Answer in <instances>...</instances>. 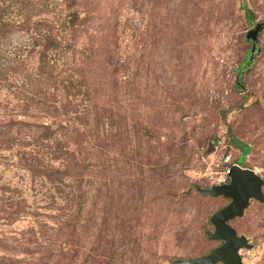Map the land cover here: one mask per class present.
Instances as JSON below:
<instances>
[{
    "label": "rangeland",
    "instance_id": "rangeland-1",
    "mask_svg": "<svg viewBox=\"0 0 264 264\" xmlns=\"http://www.w3.org/2000/svg\"><path fill=\"white\" fill-rule=\"evenodd\" d=\"M258 24L264 0H0V264L211 255L230 200L198 190L234 165L264 180ZM39 33L63 49L42 56ZM230 223L243 264H264V203Z\"/></svg>",
    "mask_w": 264,
    "mask_h": 264
},
{
    "label": "water",
    "instance_id": "water-1",
    "mask_svg": "<svg viewBox=\"0 0 264 264\" xmlns=\"http://www.w3.org/2000/svg\"><path fill=\"white\" fill-rule=\"evenodd\" d=\"M262 29L264 24H258L247 35V39L252 42L251 60L258 50L257 41ZM228 178H230L229 184L215 186L208 190H198L203 196L223 197L230 200L226 207L212 216L211 223L215 230L208 235L209 240L223 242V244L215 250L213 255L190 261H179L178 264H243L240 251L251 249V245L244 235H238L230 222L245 215L251 200L264 203V180L255 171L238 165L232 166L228 172Z\"/></svg>",
    "mask_w": 264,
    "mask_h": 264
},
{
    "label": "trees",
    "instance_id": "trees-1",
    "mask_svg": "<svg viewBox=\"0 0 264 264\" xmlns=\"http://www.w3.org/2000/svg\"><path fill=\"white\" fill-rule=\"evenodd\" d=\"M32 3V2H31ZM21 6H24V4L23 5H21ZM5 10L8 12L9 11V8L8 7H6L5 9H3L2 10V16L4 17V12H5ZM20 10H22V9H20ZM248 14H247V16H248V19L249 20H251L252 19V16L250 15V11H248L247 12ZM67 17H68V19L67 20H69V22L70 23H75V22H77V21H79V17H78V14L77 13H75V12H73V13H69V15H67ZM67 20L65 19V21L67 22ZM66 22L63 24V26H65V28L67 27L66 26ZM3 24L5 25V27L6 26H9V22L8 21H5V23H4V21H3ZM4 25H2V26H4ZM50 34L51 33H49V35H46V34H42V33H39V34H37L38 35V38H44V41H45V43H44V48H43V53H42V56H46L47 54H48V52H54V51H58V49H63V47H62V43H60L59 41H57V39H55V38H53V37H51L50 36ZM68 47L70 48V49H73V47L72 46H69L68 45ZM62 51V50H61ZM251 56H252V53H251ZM249 57H250V55H249ZM43 60V59H42ZM41 67V69L43 70V66L41 65L40 66ZM243 68V67H242ZM242 68H240V71H242L243 69ZM240 76H242V75H240ZM62 81L64 82V83H66V85L64 86L65 88H66V90H72V89H75V88H79L80 89V91H81V87L82 86H84V87H87V79L86 78H84V82L82 83V84H79V86H74L75 85V82H76V79H75V76L74 75H68L67 77H65V78H63L62 79ZM69 91V92H70ZM79 91V92H80ZM81 93H82V91H81ZM70 104H72V103H70ZM235 143H236V145H237V147L238 148H240V149H245L246 148V146H244V145H242V143H240L238 140H235ZM245 161V156H243V157H241V160L239 161V162H241V163H243ZM240 164V163H239ZM63 172H61V171H53V176H55L56 177V175H58V174H62ZM65 175H66V173H65ZM57 180H61V179H57ZM60 183L62 182V181H59ZM75 202H77V203H82L79 199H78V197H76L75 195H74V197H73V203H75ZM80 213V212H79ZM230 225H231V223H230ZM235 229V228H234ZM236 230V229H235ZM237 231V230H236ZM237 233H238V231H237ZM238 235H239V233H238ZM211 241V240H210ZM218 242V241H217Z\"/></svg>",
    "mask_w": 264,
    "mask_h": 264
},
{
    "label": "flooded vegetation",
    "instance_id": "flooded-vegetation-1",
    "mask_svg": "<svg viewBox=\"0 0 264 264\" xmlns=\"http://www.w3.org/2000/svg\"><path fill=\"white\" fill-rule=\"evenodd\" d=\"M223 244V242H220V245L218 246V248L221 246ZM217 249V248H216ZM215 249V250H216ZM215 250L212 252V254L211 255H213L214 253H215Z\"/></svg>",
    "mask_w": 264,
    "mask_h": 264
}]
</instances>
